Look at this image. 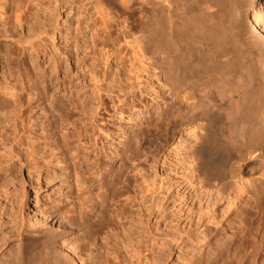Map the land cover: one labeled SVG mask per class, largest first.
Returning <instances> with one entry per match:
<instances>
[{"label": "rangeland", "instance_id": "obj_1", "mask_svg": "<svg viewBox=\"0 0 264 264\" xmlns=\"http://www.w3.org/2000/svg\"><path fill=\"white\" fill-rule=\"evenodd\" d=\"M64 16L26 19L21 31L15 18L6 22L0 134L12 147L0 197L5 190L14 204L7 236L15 239L22 227L39 252L51 235L61 264L88 235L98 262L87 260V250L83 264H264V162L235 150L236 188L225 183L230 189L220 196L206 188L203 170L213 155L196 153V125L177 110L154 109L161 100L137 49V16L117 15L119 27L110 20L108 30L95 20L99 31L91 19ZM64 208L70 221L58 228L53 216Z\"/></svg>", "mask_w": 264, "mask_h": 264}, {"label": "bare ground", "instance_id": "obj_2", "mask_svg": "<svg viewBox=\"0 0 264 264\" xmlns=\"http://www.w3.org/2000/svg\"><path fill=\"white\" fill-rule=\"evenodd\" d=\"M64 14L91 19L94 31H99L95 30V20H101L100 27L108 30L110 20L119 27L120 17L117 20V15L137 16L141 33L136 42L137 49L152 68L153 93L157 101L161 100L154 104V109L157 113L177 110L185 115L187 125H196L194 145L200 149L196 153L205 150V156L208 153L213 155L210 158L213 161H209L210 166L206 170L201 169L205 158L200 160L201 166L195 164L205 173L202 177L206 188L216 189L220 196L221 188L227 187L232 179L229 167L231 169L240 161L234 159L237 150L264 162V0H0V27H3L0 28V47L10 18H15L16 28L21 31L25 28L26 19L51 15L57 20ZM216 121H220L217 129L214 127ZM11 147L8 139L0 134V148L3 150L0 152V172L2 164L8 165L6 155ZM197 148L190 150L196 151ZM194 151L193 155L196 154ZM201 154L198 156L202 157ZM200 157H196L198 161ZM230 184L232 187L235 185ZM254 187L252 193L259 188ZM3 194V202L0 197V264H61L51 235L44 236L39 252L24 241L22 227L15 239L7 236L5 229L9 228L14 204L9 202L5 190ZM64 210L65 215L57 213L53 216L58 228L70 221L72 211ZM119 215L123 219L124 213ZM47 220L44 218L43 221ZM106 236L112 237L110 234ZM78 242L76 240L72 247L74 256L68 259L71 262L66 263L76 264L79 260L83 264L81 251L87 250L90 252L86 253L87 260L92 263L94 257L98 262V256H94L92 250V246L96 252L100 250L94 243L96 240L88 235L83 244Z\"/></svg>", "mask_w": 264, "mask_h": 264}]
</instances>
